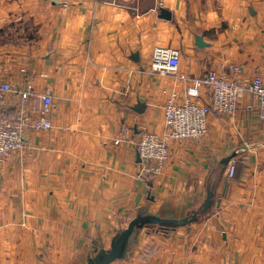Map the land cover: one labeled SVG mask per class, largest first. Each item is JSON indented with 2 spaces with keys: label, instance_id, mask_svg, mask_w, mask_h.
Masks as SVG:
<instances>
[{
  "label": "crops",
  "instance_id": "obj_1",
  "mask_svg": "<svg viewBox=\"0 0 264 264\" xmlns=\"http://www.w3.org/2000/svg\"><path fill=\"white\" fill-rule=\"evenodd\" d=\"M156 47L180 51L175 74L150 70ZM211 71L264 81V0H0V82L52 97L51 130L0 164V264H82L138 213L195 221L142 228L112 264H264V122L250 95L209 115L204 139L171 142L160 174L138 168L136 142L164 134L179 76Z\"/></svg>",
  "mask_w": 264,
  "mask_h": 264
},
{
  "label": "built area",
  "instance_id": "obj_2",
  "mask_svg": "<svg viewBox=\"0 0 264 264\" xmlns=\"http://www.w3.org/2000/svg\"><path fill=\"white\" fill-rule=\"evenodd\" d=\"M180 57L177 49L156 47L151 54L150 70L161 76L175 74L180 66ZM179 80L186 87L182 95L172 93L164 106V134L157 136L144 132L136 142L141 172L154 176L160 174L169 160L171 142L183 144L204 139L208 134L207 117L211 114L233 115L244 94L257 102L258 118L264 122V81L260 76L242 82L229 79L224 72L211 71L199 79L179 76ZM203 87L208 98L207 103L201 104L198 100ZM7 96L15 98L14 115L9 114ZM51 110L52 97L48 90L38 95L29 87L17 90L0 82V164L25 148L28 132L51 130ZM234 173L235 164L230 162L226 181L231 180Z\"/></svg>",
  "mask_w": 264,
  "mask_h": 264
},
{
  "label": "water",
  "instance_id": "obj_3",
  "mask_svg": "<svg viewBox=\"0 0 264 264\" xmlns=\"http://www.w3.org/2000/svg\"><path fill=\"white\" fill-rule=\"evenodd\" d=\"M160 17L165 20H170L169 12L163 9L160 10ZM205 46L206 45L202 42L201 38L196 39L197 48H203ZM144 107H145L144 105L138 104L131 109L134 112L141 114L144 112ZM233 157H235V154H232L231 156L224 158L220 162V164L226 165L228 161H230ZM137 162L138 163L141 162L138 154H137ZM226 183L227 181H225V184ZM213 191H214V186L210 187L208 190L206 202L203 205L204 212L207 209H209L210 206L212 205ZM194 221H195L194 216H192L189 220L183 219L180 221H165L150 215H142L141 213H138L136 217L128 223L126 228L117 232V234L114 236V238L110 243L109 249L104 250L103 248L100 249L93 248L91 252H93L94 255H88L86 261L82 264H112L117 260L123 259L124 257L127 256L132 239L135 237L137 232L149 225H157L163 227H181Z\"/></svg>",
  "mask_w": 264,
  "mask_h": 264
},
{
  "label": "rangeland",
  "instance_id": "obj_4",
  "mask_svg": "<svg viewBox=\"0 0 264 264\" xmlns=\"http://www.w3.org/2000/svg\"><path fill=\"white\" fill-rule=\"evenodd\" d=\"M150 61H151V57H150ZM30 105H31V103H30ZM32 133H35V132H32ZM32 133H30V134H32ZM6 161H8V159L5 160V162H6ZM138 168H139L140 173H142L140 167H138ZM140 173H139V174H140ZM140 175H142V174H140Z\"/></svg>",
  "mask_w": 264,
  "mask_h": 264
},
{
  "label": "trees",
  "instance_id": "obj_5",
  "mask_svg": "<svg viewBox=\"0 0 264 264\" xmlns=\"http://www.w3.org/2000/svg\"><path fill=\"white\" fill-rule=\"evenodd\" d=\"M236 168H237V167H236ZM235 173H236V171H235ZM235 175H236V174H234V177H236ZM232 179H233V178H232ZM232 179H231V180H232Z\"/></svg>",
  "mask_w": 264,
  "mask_h": 264
}]
</instances>
